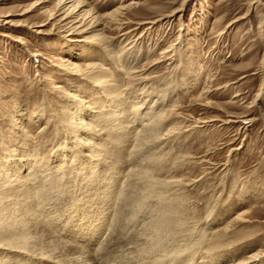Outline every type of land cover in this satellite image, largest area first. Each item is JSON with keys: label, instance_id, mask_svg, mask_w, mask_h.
Masks as SVG:
<instances>
[{"label": "rangeland", "instance_id": "obj_1", "mask_svg": "<svg viewBox=\"0 0 264 264\" xmlns=\"http://www.w3.org/2000/svg\"><path fill=\"white\" fill-rule=\"evenodd\" d=\"M38 1L42 0H0V162L7 151L16 149L21 153L31 151L34 157L29 160L37 165L60 161L63 147L72 146L75 141L66 123V98H60L56 87H65V91L89 101L103 99L107 103L104 94L95 93L98 88L88 73L90 64L104 66L125 87L128 97V91L135 89V95L143 92L140 81L147 77L153 86L149 92L154 91L152 97L163 104L160 112L156 109V115L164 119L162 138L166 148L161 150L159 145L153 150L160 154L156 178L178 181L171 194L182 206L178 218L185 220L187 228L180 243L184 240L182 245H190V254L203 264L211 258L223 260L219 264H237L257 254L263 257L264 264V0H259L262 4L253 3L255 0H137L135 7L141 8L123 16L134 23L129 29L106 30L112 39L108 49L78 42L82 40L79 36L67 37L59 18L50 20L59 0H45L42 7L36 6ZM131 1L90 3L95 12L107 15ZM179 9L182 12L176 17L163 18ZM6 20L12 24H5ZM42 24H46L41 28L44 33L38 34ZM169 46L173 47L171 59L163 58L162 53ZM60 58L77 62L82 72L62 69ZM118 60L128 68L127 73L134 72L132 79L124 76L125 70L116 64ZM157 61L161 64H155ZM146 102L152 106L153 101ZM229 120L235 123H228ZM79 184L65 185L68 191L61 196L63 203L52 211V227L61 232H56L55 240L47 239L53 244L60 238L62 241L58 248H48L47 251L55 249L58 253H54L57 259L47 261L69 262L67 246L80 243V237L85 236L80 234L91 229L88 224L77 227L97 217L98 205L89 212L76 213V205L82 200L91 206L94 199L83 197L95 192L90 190L81 196L80 190L89 192V188L82 181ZM166 195L160 193L152 199L159 206L173 201L172 195ZM148 208L145 214L150 212ZM248 211L247 222L236 220ZM144 213L140 214V221L143 216H150ZM60 217L63 218L59 220ZM141 223L132 225L134 229L125 232L126 238L130 233L140 234ZM72 229L78 232L76 237L66 233ZM203 229L207 238L204 245H198ZM103 232L98 239L92 238L87 248L97 252L106 249L110 231ZM120 238L98 254L102 255L98 258L101 264H126V257H131L130 263L135 260L138 264L139 256L148 257L140 255V248L136 249L133 242L128 244L132 238ZM114 243L125 254L131 247V253L121 256ZM133 246L137 252L132 251ZM146 261L141 264H148Z\"/></svg>", "mask_w": 264, "mask_h": 264}, {"label": "bare ground", "instance_id": "obj_2", "mask_svg": "<svg viewBox=\"0 0 264 264\" xmlns=\"http://www.w3.org/2000/svg\"><path fill=\"white\" fill-rule=\"evenodd\" d=\"M253 3L261 2L255 0ZM44 4L45 0H42L38 1L36 6L42 7ZM135 5H137V0H132L129 4L122 5L110 14L100 15L95 12L90 0H59L56 12L50 16V20L59 18L58 22L65 28L68 33L67 37L79 36L82 40L78 42H84L88 45H99L108 49L109 47L111 48L112 39L105 34L106 30L111 29V27H116L120 31L129 29V25L134 23L123 16L127 15L124 14L125 12L129 13L134 9L141 8V5L139 7H135ZM262 6L264 7V4ZM180 12H182L181 9L163 18L172 19ZM1 17L4 16L2 15ZM120 17L123 18L121 19ZM5 24L12 23L6 20ZM145 24L154 23L147 22ZM45 26L46 24L38 26V34L44 33L41 28ZM171 46L162 53L163 58H170V53L173 50ZM112 53L113 51L110 50L111 55H113ZM117 58L119 57H115V60ZM59 61V65L64 70L76 74L82 72L81 66L73 60L60 58ZM159 63L161 64V61H157L155 64ZM116 64L120 65L121 63L118 60ZM121 66L119 68H123L122 71L125 70L124 76L132 79L131 76L134 72L131 73L132 71L130 72L129 70L127 73V67ZM88 73H90L91 79L98 88L95 93L104 94L107 98V103L103 99L89 101V98L88 100L83 99L77 94L65 91V87V89L62 86L56 87L59 95H62L60 98L64 100L66 98L67 102L63 106L66 110V123L67 127L71 129V135L75 141L72 142V146L63 147L65 149H62L64 151L60 161L55 163L41 162L37 165L34 160H29V158L34 157L31 151L23 150V153H21L17 149L15 151H7V156L4 159L2 157L4 161L1 160L2 162H0V264H56L57 260H46L57 259L54 255V253H58L57 250H47L50 247L58 248L56 247L58 242L62 241L58 237L60 239H58L57 243H50L51 239L55 240L56 232H61L59 229L52 227V211H56L63 203L61 196L68 191L64 186L68 184L71 187L77 186L80 185L81 181L82 184H86L84 186L89 188V192L75 187L73 189L80 190L81 196L87 195L90 190L95 191L93 194L90 193L89 196L83 197L84 199L91 198L94 200L89 204L91 206L84 204L83 200L80 203L78 202L76 213L89 212L93 205H98V212L94 221L87 219L86 223H81L77 227L81 228L83 227L81 225L88 224L91 229L80 234L85 236H77L80 237L81 242L85 245H82L81 242H73L74 245L69 244L67 246L69 252L67 256H70L69 259H71L69 262L64 261L66 264L70 262L76 264H101L98 254L103 250H107L112 241L117 240L119 242L121 240L120 237L124 238V236L125 240L132 238L130 243L127 240L128 244L130 245L133 242L136 249L139 247L140 255L144 253V255L148 256L147 258H145L146 256L143 257V255L139 256V260L137 259L138 264L145 263L144 260H148L146 261L148 264H203L201 261H196L197 259L190 254V245H182L184 240L182 244L180 243L182 236L185 239L187 228H185V220L178 218V214L182 212L180 211L182 206L175 201L173 194H171V190L175 189V183H178V181L156 178L159 175L157 173V163H159L160 154L159 152H153V150L158 148L157 146L159 145H162L160 149L164 150L166 144H163L165 139L162 138L164 119L161 120L162 117H157L158 115H156V109L160 110L163 104H159L157 102L158 99H154L156 96L152 97L154 96V91L149 92L153 86L148 83L147 77L142 78L140 82L144 87L143 92L135 95L136 90L134 89L133 91H128L129 95H131L128 97L123 90L125 87L101 64H90ZM137 73L135 72V74ZM205 93L207 94L208 92ZM142 96L146 97L143 99ZM162 99L163 101L165 100L163 97ZM147 100L153 101L152 106L149 107L147 105ZM200 122L203 124L207 123V121L202 122L201 120ZM244 122L247 123L249 121ZM228 123L235 122L229 120ZM164 124L166 123L164 122ZM25 131L27 132V130ZM139 159L140 161L142 160L141 164L138 161ZM60 164L61 167H59ZM67 177H70L68 181L66 180ZM158 190L159 192H157ZM160 193L162 195L171 194L173 201L170 200V203L167 202L159 206L158 202L156 203L152 198L155 195L159 196ZM167 198L169 199V197ZM155 199L157 198L155 197ZM153 201L156 204L152 203ZM147 208L150 212L146 214L150 213V216L148 218L143 216L144 220L140 221V214L146 212ZM183 210L185 211V209ZM249 212L239 214L236 220L247 222L246 217L247 215L249 216ZM72 214H69V216ZM43 215L47 221L44 220ZM69 216L67 217L69 218ZM61 218L63 217H60L59 220ZM138 222L143 223V225L141 223L143 229L138 227V229H142L140 231L142 234L133 235L130 233L132 235L130 237L131 235L129 236L127 233L129 237L126 238L125 232H128L132 225L133 227L137 226ZM49 228H53L54 231ZM108 230L110 231V236L105 242L106 249L102 248V251L100 249L97 252L87 248L86 244L92 238L98 239L104 233L103 231L107 232ZM204 230L199 241L197 240L198 245L205 244L204 241L207 237L205 238L206 231ZM188 231L190 230L188 229ZM66 233H69L70 237H76L78 234L73 229ZM142 236L146 238L143 239ZM47 238H50V240ZM118 239L120 240L118 241ZM128 244H125V246ZM123 245L121 244L124 249ZM133 248L132 251L137 252ZM129 249H126L127 255L131 253L128 252ZM123 251L120 253L122 254L121 256L125 254ZM62 252L64 253V249ZM148 252L150 253L149 255ZM133 255L137 254L134 253ZM128 258L126 257L124 260L130 261L131 257ZM129 261V264L137 263L135 260H132V263ZM209 261L208 264H219L223 260L211 258ZM259 262L263 264V257L257 254L249 257L248 261L237 264H258ZM59 263L65 264L57 261V264Z\"/></svg>", "mask_w": 264, "mask_h": 264}]
</instances>
